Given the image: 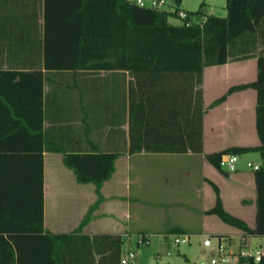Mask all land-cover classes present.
<instances>
[{
	"label": "trees",
	"instance_id": "obj_1",
	"mask_svg": "<svg viewBox=\"0 0 264 264\" xmlns=\"http://www.w3.org/2000/svg\"><path fill=\"white\" fill-rule=\"evenodd\" d=\"M171 2L172 10L140 6L128 0H0V74L19 77L13 79L15 85L24 77H34L40 93L45 77L52 109L66 107L69 120L75 112L80 113L83 127L89 130L92 125L99 129L107 126L102 116V108L108 103L107 70L128 69L134 77L130 80L128 150L201 152L203 67L249 57L258 46H264V0H225V15L207 13L202 1L195 10L185 9L184 18L177 15L182 0ZM262 53L255 80L229 86L207 105L219 104L237 89L252 86L257 90L260 145L228 146L205 155L218 169L225 152L259 150L263 156L262 165L254 171L253 226L224 207L219 188L211 181L215 201L207 211L241 229L244 238L264 235ZM194 85L195 99L193 104H187V88ZM50 150L61 149L52 140ZM84 150L73 156L64 154V162L78 180L92 181L98 190L113 171L118 152L97 146ZM5 156L11 154L0 152V161ZM36 156L35 175L29 170L16 171L22 180L11 182L5 179L10 172H2L0 264H119L123 242L119 234L90 237L44 231L41 152ZM88 218L89 213L80 226ZM239 264H264V253L258 260L253 255H241Z\"/></svg>",
	"mask_w": 264,
	"mask_h": 264
},
{
	"label": "crops",
	"instance_id": "obj_2",
	"mask_svg": "<svg viewBox=\"0 0 264 264\" xmlns=\"http://www.w3.org/2000/svg\"><path fill=\"white\" fill-rule=\"evenodd\" d=\"M205 8L207 13L226 14L225 1L222 13H216L210 4ZM263 48L258 46L249 57L203 67L200 87L205 110L201 152L128 150L130 80L134 79L128 69L107 70L108 103L102 108L107 126L99 129L92 125L89 130L83 127L80 113L75 112L69 120L66 107L52 109L45 77L40 93L34 77H24L15 85L13 79L19 77L0 74V152L11 154L0 161V179H4L3 170L10 172L5 179L11 182L22 180L16 171L29 170L35 175L36 155L41 152L44 231L90 237L111 233L122 239L125 234L132 237L140 232L159 235L187 232L202 238L225 236L228 241L231 237L225 234L242 237L241 229L207 211L215 201L211 181L218 186L224 207L234 213L233 203H239L241 209L234 214L253 226L255 169L247 161L262 165L263 156L259 150L239 153L236 169L227 171L216 168L205 155L228 146L260 145L256 128L257 90L252 86L237 89L219 104L207 105L229 86L257 78L258 56L260 51L264 53ZM195 89L196 85L187 88V104H193ZM52 140L61 150H50ZM96 146L118 152L113 171L98 190L94 182L78 180L63 159L64 154L73 156ZM87 213L89 218L80 226ZM254 236L245 237V246H250Z\"/></svg>",
	"mask_w": 264,
	"mask_h": 264
},
{
	"label": "built area",
	"instance_id": "obj_3",
	"mask_svg": "<svg viewBox=\"0 0 264 264\" xmlns=\"http://www.w3.org/2000/svg\"><path fill=\"white\" fill-rule=\"evenodd\" d=\"M134 4L140 6H151L157 7L160 9L172 10L173 6L171 5V0H150L146 2L145 0H128ZM171 5V7H167ZM177 15L180 18L187 17L186 10L184 8H179L177 10ZM194 19V18H191ZM238 161V154L233 152H225L220 157V166L227 171H232L236 169V164ZM247 165L253 169L260 167L258 163L248 160ZM165 235H173L170 241L174 245H180L181 243L189 244L191 243V236L187 232H175ZM131 236L125 234L123 236V244L119 256V264H135L137 257V249L129 246L128 242L131 240ZM165 238V237H164ZM149 235L143 232L136 234L134 237L135 243L140 244H149ZM200 251L202 252L203 258L200 259L195 264H239V257L241 255H253L255 260L260 258V255L263 253L261 250H256L255 252L250 247L246 248L244 245L242 248L239 246L234 249L232 243H230L227 237H216V242L213 244L212 238L210 235H204L200 243ZM186 264H191V261H187Z\"/></svg>",
	"mask_w": 264,
	"mask_h": 264
},
{
	"label": "rangeland",
	"instance_id": "obj_4",
	"mask_svg": "<svg viewBox=\"0 0 264 264\" xmlns=\"http://www.w3.org/2000/svg\"><path fill=\"white\" fill-rule=\"evenodd\" d=\"M145 1L147 3L150 2V0ZM202 1L205 2L207 9L210 4L215 7L216 13L223 12L222 4L225 0H182L180 7L187 10H195ZM167 7H171V5L167 4ZM173 20L177 21L178 19L175 18ZM233 206L235 208L234 213L239 212V209H241L239 203H233ZM148 234L150 238L149 244L137 245L135 241H133L136 235L132 236L131 242H128L129 246L137 249L135 264H186L188 260L191 261V264H195L203 258L198 242L199 240L201 241V236H191V243L189 244L181 243L180 245H174L173 242L170 241L173 235L161 236L155 232ZM225 235L231 237L230 239L234 238L235 242H233V239H229V242L232 241L230 243H232L234 249L238 246L242 248L246 244L244 237L242 239V237L238 235H235V237L229 234ZM211 238L213 244H215L216 237L213 236ZM250 243V246L247 245L246 248L250 247L254 252L259 249L264 253V235L254 236Z\"/></svg>",
	"mask_w": 264,
	"mask_h": 264
}]
</instances>
